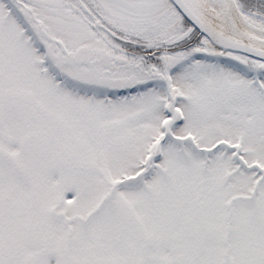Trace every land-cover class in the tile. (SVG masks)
<instances>
[{
    "label": "snow or ice",
    "instance_id": "1",
    "mask_svg": "<svg viewBox=\"0 0 264 264\" xmlns=\"http://www.w3.org/2000/svg\"><path fill=\"white\" fill-rule=\"evenodd\" d=\"M0 264H264V0H0Z\"/></svg>",
    "mask_w": 264,
    "mask_h": 264
}]
</instances>
